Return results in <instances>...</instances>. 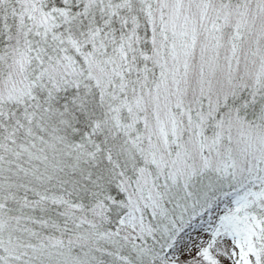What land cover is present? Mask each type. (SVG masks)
<instances>
[{
    "label": "snow or ice",
    "instance_id": "obj_1",
    "mask_svg": "<svg viewBox=\"0 0 264 264\" xmlns=\"http://www.w3.org/2000/svg\"><path fill=\"white\" fill-rule=\"evenodd\" d=\"M0 264H264V0H0Z\"/></svg>",
    "mask_w": 264,
    "mask_h": 264
}]
</instances>
